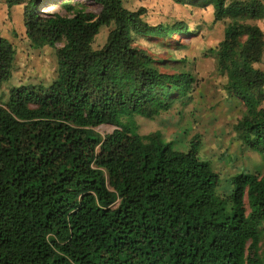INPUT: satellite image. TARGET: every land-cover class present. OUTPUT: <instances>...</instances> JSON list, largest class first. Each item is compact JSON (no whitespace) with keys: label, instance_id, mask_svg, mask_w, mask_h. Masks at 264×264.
Wrapping results in <instances>:
<instances>
[{"label":"trees","instance_id":"trees-1","mask_svg":"<svg viewBox=\"0 0 264 264\" xmlns=\"http://www.w3.org/2000/svg\"><path fill=\"white\" fill-rule=\"evenodd\" d=\"M90 1L8 0L24 4L31 48H54L58 67L49 85L3 92L17 52L0 36V264H264V175L232 176L220 195L198 137L176 149L135 121L186 103L196 83L161 72L136 38L166 40L188 25H153L124 0ZM173 1L212 6L224 24L209 54L245 107L234 131L264 157V30L250 23L264 20V0ZM101 125L115 129L102 136Z\"/></svg>","mask_w":264,"mask_h":264},{"label":"rangeland","instance_id":"rangeland-1","mask_svg":"<svg viewBox=\"0 0 264 264\" xmlns=\"http://www.w3.org/2000/svg\"><path fill=\"white\" fill-rule=\"evenodd\" d=\"M78 1L92 3L90 0ZM124 4L132 10L144 7L147 10L145 18L153 25L179 21L188 25L187 34L175 35L166 40L137 37L135 45L147 51L161 72H185L196 79L186 103L177 102L169 111L154 117L136 116L140 133L145 135L160 131L166 141L174 143L176 149L180 147L184 150H188L194 138L198 137L200 158L207 161L221 177L218 187L220 195H228L233 191L230 181L232 176L240 173L264 175L263 155L243 146L234 131V125L243 116L245 107L242 102L227 95L224 89L226 77L218 74L216 59L209 54V50L217 47L223 39L224 32L223 23H214L212 6L196 3L179 5L173 0H125ZM93 9L99 11L96 6ZM250 23L263 26L264 20ZM17 27L16 21L12 32L9 30L6 33L0 27V36L10 40L17 52L12 78L2 87L6 93L14 86L49 85L57 77L55 49L31 48L26 34L18 31ZM109 30V27L100 30L93 43L95 49L106 43ZM61 45L59 43L57 46ZM259 65L264 67V62L257 64L256 68ZM114 129L112 125H101L95 130L104 136ZM261 236L259 256L264 260V228Z\"/></svg>","mask_w":264,"mask_h":264},{"label":"crops","instance_id":"crops-1","mask_svg":"<svg viewBox=\"0 0 264 264\" xmlns=\"http://www.w3.org/2000/svg\"><path fill=\"white\" fill-rule=\"evenodd\" d=\"M23 13H24V4H17L10 9L8 6V0H0V27H2L6 33L9 30L12 32L16 21L17 24L19 25V27H17L18 31L26 34V29L24 27ZM258 26H260L262 30H264V25L262 26V24H258ZM3 35L7 36L5 34ZM263 62H264V57H263ZM258 69L264 70V67H261L259 65Z\"/></svg>","mask_w":264,"mask_h":264},{"label":"bare ground","instance_id":"bare-ground-1","mask_svg":"<svg viewBox=\"0 0 264 264\" xmlns=\"http://www.w3.org/2000/svg\"><path fill=\"white\" fill-rule=\"evenodd\" d=\"M52 9V6H49L48 8H46V10Z\"/></svg>","mask_w":264,"mask_h":264},{"label":"built area","instance_id":"built-area-1","mask_svg":"<svg viewBox=\"0 0 264 264\" xmlns=\"http://www.w3.org/2000/svg\"><path fill=\"white\" fill-rule=\"evenodd\" d=\"M41 11H46L45 9H43V7L40 8Z\"/></svg>","mask_w":264,"mask_h":264},{"label":"water","instance_id":"water-1","mask_svg":"<svg viewBox=\"0 0 264 264\" xmlns=\"http://www.w3.org/2000/svg\"><path fill=\"white\" fill-rule=\"evenodd\" d=\"M47 7H48V6H47ZM46 11H47V10H46ZM46 11H45V12H46Z\"/></svg>","mask_w":264,"mask_h":264}]
</instances>
